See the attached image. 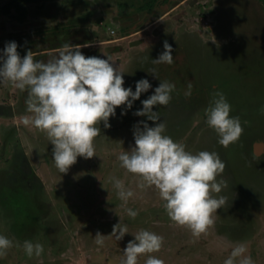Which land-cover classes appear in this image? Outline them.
I'll use <instances>...</instances> for the list:
<instances>
[{
  "label": "rangeland",
  "instance_id": "obj_1",
  "mask_svg": "<svg viewBox=\"0 0 264 264\" xmlns=\"http://www.w3.org/2000/svg\"><path fill=\"white\" fill-rule=\"evenodd\" d=\"M15 41L23 57L47 61L60 45L81 47L85 56L108 58L123 72L124 86L146 78L148 92L121 116L101 122L92 158L77 157L67 173L55 167L46 133L21 123L27 92L0 85V234L13 240L0 264H121L124 249L141 230L162 236L164 264H223L232 247L244 243L255 264H264V0H0V50ZM174 63L156 65L163 42ZM156 68V78L151 69ZM160 81L175 85L167 106H154L166 122V135L193 154L218 153L226 167L227 202L206 233L194 237L171 221L154 186L141 189L139 178L120 167L118 156L134 146L142 108ZM192 84L191 96L184 92ZM224 93L231 116L243 133L227 148L206 124L214 91ZM159 122V121H157ZM134 192L126 205L112 179ZM126 208L137 211L131 218ZM120 222L121 240L112 228ZM97 232L107 235L97 245ZM41 243L40 257L29 258L23 242Z\"/></svg>",
  "mask_w": 264,
  "mask_h": 264
},
{
  "label": "clouds",
  "instance_id": "obj_2",
  "mask_svg": "<svg viewBox=\"0 0 264 264\" xmlns=\"http://www.w3.org/2000/svg\"><path fill=\"white\" fill-rule=\"evenodd\" d=\"M65 42L47 61L35 60L31 51L21 57L15 41L7 42L0 50V85H11L21 92H27L26 112L21 123L33 126L46 133L50 140L55 167L67 173L77 161L95 155L94 140L101 134L99 127L110 128L109 118L116 116V108L123 106L121 116L132 109L133 103L142 93L152 88L148 79L142 78L132 86L125 87L123 72L113 66L108 58L85 56L81 47ZM163 52L152 62L156 65L174 63L173 48L163 42ZM156 68L151 74L156 78ZM189 82L184 95L191 96ZM175 85L160 81L153 94L141 101L142 108L133 115L146 117V121L134 125L135 146L123 150L118 156L120 167L139 178L138 188L154 186L164 202L168 217L180 226L188 227L194 237L206 233L214 224L213 214L227 202L221 193L225 180L217 179L224 172L225 163L216 152L206 150L191 153L185 145L175 142L166 135V122L161 119L154 106H167L172 99ZM230 103L223 92L214 91L209 107L205 110L206 124L218 135V143L225 148L237 142L243 133L239 117L231 116ZM159 121V122H157ZM117 196L126 205L134 192L126 188L120 179H112ZM129 217L135 218L137 211L126 208ZM128 233L127 226L120 222L112 228L115 239L121 240ZM95 235L97 245H103L104 238ZM164 238L155 232L141 229L124 249L121 264H138V258L145 254L159 252ZM13 247V240L0 234V259L7 256ZM26 255L40 257L44 252L41 243L29 240L23 242ZM244 243H237L223 264H255ZM145 264H164V261L148 255Z\"/></svg>",
  "mask_w": 264,
  "mask_h": 264
}]
</instances>
